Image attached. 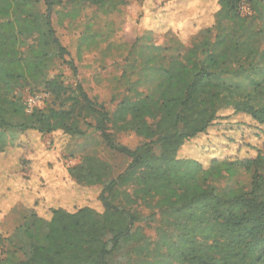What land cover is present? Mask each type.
I'll use <instances>...</instances> for the list:
<instances>
[{"label": "trees", "instance_id": "1", "mask_svg": "<svg viewBox=\"0 0 264 264\" xmlns=\"http://www.w3.org/2000/svg\"><path fill=\"white\" fill-rule=\"evenodd\" d=\"M105 1L0 0V129L70 140L92 128L110 149L130 158L116 176L108 162L84 156L48 183L41 174L49 163L24 186L7 181L11 207L2 212H17L12 231L0 229V248L21 252L18 264H264V153L256 142L264 138V0H246L249 15L239 13L240 0H217L213 22L185 35L186 45L151 73L147 91L124 95L112 111L80 83L68 87L59 74H49L55 60L68 55L52 25L54 8ZM144 32L147 38L153 33ZM65 63L75 73L73 61ZM39 87L58 107L26 112L17 90ZM82 112L90 119L83 125ZM211 126L238 130L236 141L255 154L206 163L184 154V145ZM110 128L131 130L145 141L129 148L115 141ZM7 153L0 135V161ZM241 172L247 184H214ZM69 180L97 188L102 210L58 206L54 192L82 193ZM27 196L32 203L17 205ZM148 198L156 199L159 215L153 239L137 226L143 217L132 207Z\"/></svg>", "mask_w": 264, "mask_h": 264}, {"label": "rangeland", "instance_id": "2", "mask_svg": "<svg viewBox=\"0 0 264 264\" xmlns=\"http://www.w3.org/2000/svg\"><path fill=\"white\" fill-rule=\"evenodd\" d=\"M38 8L44 9L42 4H39ZM217 8V0H145L143 3L137 0H106L99 6L56 7L51 13V21L57 37L67 48L68 55L62 60L56 59L49 74H59L61 81L68 87L80 83L90 98L112 111L124 95L134 96L136 91L146 92L151 85L149 80L151 73L155 71L157 65L165 63L172 57L177 52L175 49L186 45L185 35L210 25ZM255 22L259 27L260 19ZM145 28L153 31L150 38L146 37ZM176 36L184 43H180ZM69 59L76 67L75 73L65 63ZM17 93L23 103L30 96L37 95L39 99L36 107L59 105V101L42 87L36 90L18 89ZM83 115L82 112L79 118L81 125L85 121H90L89 118L83 119ZM84 130L82 135L63 140L52 135L41 136L32 131L19 136L15 132L11 134L10 130L0 129V135L5 137L9 151L0 161L1 230L12 231V219L17 212L10 215L2 212L4 208L11 207V199L5 195L7 181L24 186L29 182L33 171L38 172L37 167L40 173L43 169L41 165L49 163L48 170L41 174V177H44L43 181L48 183L50 181L48 178L52 175L58 177L57 175L62 173L66 176V168L76 165L84 156L108 162L111 176H116L126 167L130 161L128 156L110 149L100 134L92 128ZM234 132L227 130L221 132L217 130V126H211L206 134L186 143L183 153L203 163L209 161L211 157L253 156L255 149L236 141L239 131ZM110 133L116 142L129 148H134L145 141L131 130L110 128ZM225 133L231 134L234 140H224ZM16 135L19 137L14 139ZM256 139L253 137L250 142ZM10 142L17 144L10 146ZM256 142L263 148L264 153V138ZM33 178L34 176L31 178L32 182ZM61 181L63 184L64 181L62 179ZM69 181L68 185L74 184L82 193L74 197L73 189L70 192L60 190L54 192V197L59 198L55 202L58 206L73 209L79 205H89L96 210H102V205L96 198L97 188L81 187L72 180ZM239 182L247 184L248 176L241 172L233 177L219 179L214 184L221 188ZM43 190L41 193L52 195V192L44 188ZM127 190L132 192L130 186ZM30 197L15 202H18L19 206H24L32 203L33 198ZM155 203L156 199L148 198L136 200L132 205L143 217L137 226L151 239L155 237L154 228L159 221ZM21 257V252L8 245L0 248V259H3L0 264H18Z\"/></svg>", "mask_w": 264, "mask_h": 264}, {"label": "built area", "instance_id": "3", "mask_svg": "<svg viewBox=\"0 0 264 264\" xmlns=\"http://www.w3.org/2000/svg\"><path fill=\"white\" fill-rule=\"evenodd\" d=\"M238 11L241 15H249L251 13V9L247 4L246 0H240ZM39 97L37 95L30 96L27 100H25V110L26 112L32 111L33 108L36 107L37 101Z\"/></svg>", "mask_w": 264, "mask_h": 264}]
</instances>
